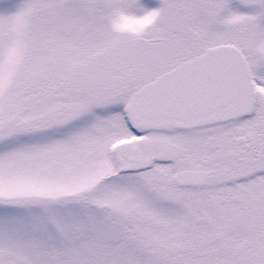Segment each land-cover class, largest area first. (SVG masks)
Instances as JSON below:
<instances>
[{
  "label": "snow or ice",
  "instance_id": "1",
  "mask_svg": "<svg viewBox=\"0 0 264 264\" xmlns=\"http://www.w3.org/2000/svg\"><path fill=\"white\" fill-rule=\"evenodd\" d=\"M0 264H264V0H0Z\"/></svg>",
  "mask_w": 264,
  "mask_h": 264
}]
</instances>
